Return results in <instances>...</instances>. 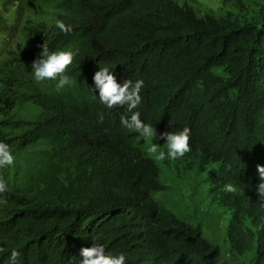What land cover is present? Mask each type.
<instances>
[{
  "label": "trees",
  "instance_id": "trees-1",
  "mask_svg": "<svg viewBox=\"0 0 264 264\" xmlns=\"http://www.w3.org/2000/svg\"><path fill=\"white\" fill-rule=\"evenodd\" d=\"M20 1L39 15L23 27L30 61L45 43L79 51L66 69L75 84L59 92L32 70L0 67V135L12 130L18 140L13 179L0 194V254L77 264L80 249L98 241L109 254L124 252L126 264H224L199 228L154 199L158 165L120 124L123 106L107 109L86 84L100 66L118 82L144 79L141 119L160 132L189 127L188 167L208 170L217 188L237 185L253 205L264 165V17L199 15L174 0ZM220 67L224 83L214 74ZM258 252L264 264V244Z\"/></svg>",
  "mask_w": 264,
  "mask_h": 264
},
{
  "label": "rangeland",
  "instance_id": "rangeland-1",
  "mask_svg": "<svg viewBox=\"0 0 264 264\" xmlns=\"http://www.w3.org/2000/svg\"><path fill=\"white\" fill-rule=\"evenodd\" d=\"M188 3L199 15L212 14L216 17L237 18L241 21L259 20L264 17V0H174ZM36 13H29L20 0H0V67L6 71L17 70L20 66L30 71L32 60L26 52L30 49L29 38L24 31V23L29 17L37 18ZM27 23H31L30 21ZM222 68L214 69L216 79L222 83L227 75ZM5 116L0 114V122ZM156 129V128H155ZM0 132L2 129L0 128ZM12 130L0 135V140L8 142L16 156L17 138L10 134ZM157 136L160 131L156 129ZM152 141H143L137 134L135 144L145 156L152 158L145 147ZM160 143L164 147V140ZM13 143V144H11ZM161 188L152 193L154 199L180 220L200 229L202 236L211 245L218 247V259L224 264H257L258 247L264 244V207L257 202L253 205L244 203L246 193H229L224 187L217 188L209 180V172H200L188 167L184 158L157 161ZM12 166L0 168V177L6 181L13 179ZM239 209H235V201ZM3 204L0 202V214ZM3 223H0V231ZM1 253V252H0ZM9 251L0 254V264H10ZM17 264H42L36 261L30 252L18 257ZM45 264V263H44Z\"/></svg>",
  "mask_w": 264,
  "mask_h": 264
},
{
  "label": "clouds",
  "instance_id": "clouds-1",
  "mask_svg": "<svg viewBox=\"0 0 264 264\" xmlns=\"http://www.w3.org/2000/svg\"><path fill=\"white\" fill-rule=\"evenodd\" d=\"M55 23L56 27L64 33L72 31V25L66 24L62 19H57ZM78 51L71 47L50 50L45 43L39 56L31 64L34 79L36 81H55V89L58 92L65 87L73 86L75 81L66 69L72 64ZM110 69L112 68L109 66H100L92 77L93 83L86 84L87 90L93 98H98L99 102L109 110L123 106V112L119 114L120 124L126 129L138 133L143 141H152L147 144L145 151L157 161L175 160L191 151L189 143L191 129L189 127L184 126L176 131H163L157 136L153 124L141 119L138 106L141 105L143 99L141 91L145 85L144 79L121 78L118 82L116 74ZM100 120H103V114L100 115ZM154 138L157 141L163 139L164 147H161L158 142L154 143ZM14 163L15 156L10 145L4 140H0V168L12 166ZM256 175L258 183L255 185V192L259 197L257 203L264 207V165H257ZM8 190V182L0 177V194L6 193ZM224 190L229 193H238L239 188L233 183H227L224 185ZM2 251L4 249L0 248V252ZM80 255L82 259L77 264H126L127 260L124 252L109 254L106 251V245L98 241L92 242L90 247H82ZM19 256L20 252L13 249L9 256L10 264H17Z\"/></svg>",
  "mask_w": 264,
  "mask_h": 264
}]
</instances>
